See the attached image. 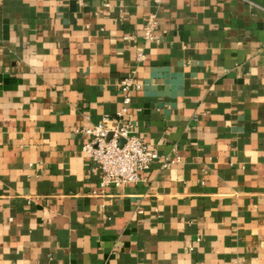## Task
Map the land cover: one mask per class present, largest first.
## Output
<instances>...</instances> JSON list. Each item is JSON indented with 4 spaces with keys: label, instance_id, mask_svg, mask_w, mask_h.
<instances>
[{
    "label": "crops",
    "instance_id": "obj_1",
    "mask_svg": "<svg viewBox=\"0 0 264 264\" xmlns=\"http://www.w3.org/2000/svg\"><path fill=\"white\" fill-rule=\"evenodd\" d=\"M153 3L0 0V264H264V0H165L146 42ZM131 75L180 159L103 187L85 130Z\"/></svg>",
    "mask_w": 264,
    "mask_h": 264
},
{
    "label": "built area",
    "instance_id": "obj_2",
    "mask_svg": "<svg viewBox=\"0 0 264 264\" xmlns=\"http://www.w3.org/2000/svg\"><path fill=\"white\" fill-rule=\"evenodd\" d=\"M165 0H154L153 11L143 26L146 42H160L158 11ZM264 9V7H263ZM147 58L141 50L137 61ZM123 99L121 108L114 116H106L97 124L87 128L89 136L83 150L93 162V169L100 172L101 185L122 186L144 180V173L150 169L155 160L162 159L163 167L179 161L180 156H162L155 149L147 146L145 141L134 131L130 105L133 91L143 88L141 81L134 75L124 78L121 83Z\"/></svg>",
    "mask_w": 264,
    "mask_h": 264
}]
</instances>
